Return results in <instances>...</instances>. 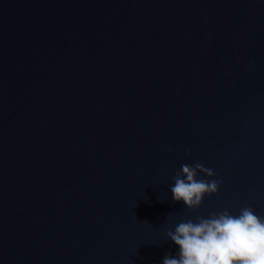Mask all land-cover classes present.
I'll return each instance as SVG.
<instances>
[{"label":"water","instance_id":"1","mask_svg":"<svg viewBox=\"0 0 264 264\" xmlns=\"http://www.w3.org/2000/svg\"><path fill=\"white\" fill-rule=\"evenodd\" d=\"M201 163L216 194L172 198ZM264 216V0H0V264H162L182 220Z\"/></svg>","mask_w":264,"mask_h":264},{"label":"clouds","instance_id":"2","mask_svg":"<svg viewBox=\"0 0 264 264\" xmlns=\"http://www.w3.org/2000/svg\"><path fill=\"white\" fill-rule=\"evenodd\" d=\"M201 163L183 164L173 176L172 198L189 209L199 208L205 196L216 194L222 180ZM167 237L178 247L176 256L166 255L162 264H264V216L245 206L239 214L212 212L195 221L182 220Z\"/></svg>","mask_w":264,"mask_h":264}]
</instances>
